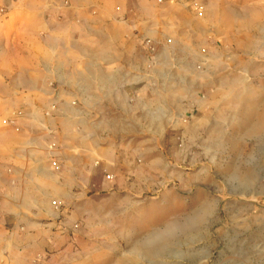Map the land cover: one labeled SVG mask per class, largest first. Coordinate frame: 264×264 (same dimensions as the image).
Returning <instances> with one entry per match:
<instances>
[{"label":"rangeland","instance_id":"374dc122","mask_svg":"<svg viewBox=\"0 0 264 264\" xmlns=\"http://www.w3.org/2000/svg\"><path fill=\"white\" fill-rule=\"evenodd\" d=\"M200 1L203 14L176 1L173 21V3L150 0L147 13H112L89 30L125 39L131 86L119 97L135 117L91 126L110 157L95 159L87 196L54 213L56 242L42 260L264 264V0ZM82 100L74 95L72 119L59 124L71 135L84 127Z\"/></svg>","mask_w":264,"mask_h":264},{"label":"crops","instance_id":"0c3cea01","mask_svg":"<svg viewBox=\"0 0 264 264\" xmlns=\"http://www.w3.org/2000/svg\"><path fill=\"white\" fill-rule=\"evenodd\" d=\"M176 1L183 3L167 0L169 20H177ZM149 2L0 0V264H55L36 260L56 242L54 213L83 200V189L98 180L95 159L103 151L110 157L91 126L116 124V115L126 124L135 117L119 97L131 86V61L120 52L125 39L90 38L89 30L107 27L112 13H147ZM111 32L118 36L120 29ZM75 94L86 113L76 136L59 126L72 119L64 109ZM104 109L112 114L108 120ZM50 193L67 200L65 207L47 206Z\"/></svg>","mask_w":264,"mask_h":264},{"label":"built area","instance_id":"2783aa9c","mask_svg":"<svg viewBox=\"0 0 264 264\" xmlns=\"http://www.w3.org/2000/svg\"><path fill=\"white\" fill-rule=\"evenodd\" d=\"M191 2L197 7V10L199 11V13L203 14V12L205 11L204 4L200 0H191ZM149 43H150V41H149ZM110 178H111V175H107V179H110ZM52 205H53L54 209L61 210L64 206V203L61 200H53ZM77 227H78V225L75 226V228H77ZM41 257L42 256L38 257V259H36V260L37 261L41 260L42 259Z\"/></svg>","mask_w":264,"mask_h":264}]
</instances>
